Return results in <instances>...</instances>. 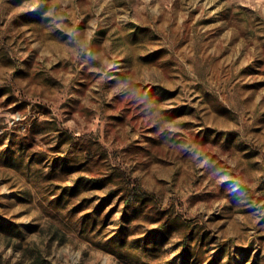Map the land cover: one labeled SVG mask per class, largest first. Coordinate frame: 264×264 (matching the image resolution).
I'll use <instances>...</instances> for the list:
<instances>
[{"label": "rangeland", "instance_id": "obj_1", "mask_svg": "<svg viewBox=\"0 0 264 264\" xmlns=\"http://www.w3.org/2000/svg\"><path fill=\"white\" fill-rule=\"evenodd\" d=\"M0 264H264V0H0Z\"/></svg>", "mask_w": 264, "mask_h": 264}]
</instances>
